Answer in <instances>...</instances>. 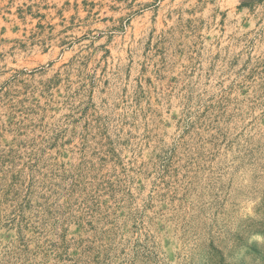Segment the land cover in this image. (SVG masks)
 Returning <instances> with one entry per match:
<instances>
[{
  "label": "rangeland",
  "instance_id": "1",
  "mask_svg": "<svg viewBox=\"0 0 264 264\" xmlns=\"http://www.w3.org/2000/svg\"><path fill=\"white\" fill-rule=\"evenodd\" d=\"M0 264H264V0H0Z\"/></svg>",
  "mask_w": 264,
  "mask_h": 264
}]
</instances>
